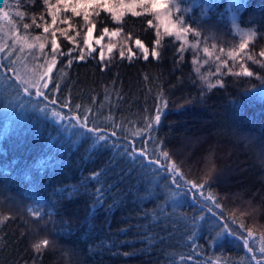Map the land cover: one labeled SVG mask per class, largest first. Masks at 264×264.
<instances>
[{"label": "trees", "instance_id": "16d2710c", "mask_svg": "<svg viewBox=\"0 0 264 264\" xmlns=\"http://www.w3.org/2000/svg\"><path fill=\"white\" fill-rule=\"evenodd\" d=\"M220 10L187 21L226 42ZM150 20L99 10L95 34L118 29L148 55L56 54L39 96L1 51L0 264H264L233 206L241 194L264 224V65L202 91L171 34L152 55ZM237 21L264 42V0H243ZM252 238L264 244L263 232Z\"/></svg>", "mask_w": 264, "mask_h": 264}, {"label": "rangeland", "instance_id": "374dc122", "mask_svg": "<svg viewBox=\"0 0 264 264\" xmlns=\"http://www.w3.org/2000/svg\"><path fill=\"white\" fill-rule=\"evenodd\" d=\"M33 1L6 0L5 8L0 10V53L3 60L12 54L9 68L27 94H41L50 78L49 61L56 54L69 59H84L93 54L101 61L112 53L127 59L148 55L140 42L122 36L118 29H103L95 34L91 19L99 10H105L117 22L127 13L151 16L150 25L156 35L152 55L157 53V41L165 33L171 34L180 51L188 53L195 82L202 91L218 85L227 74L250 73L248 63L264 65V42L257 45L255 26H241L237 21L243 0H224L219 6L222 0H40L43 10L38 13L31 9ZM217 8L221 9L220 19L230 31L226 42L195 30L187 21L192 12L205 15L208 9ZM73 15L80 17L81 25H76ZM60 38L68 43L65 51H61ZM163 158L174 173H179L172 159L165 155ZM204 160L209 173L212 162L208 157ZM233 197L236 215L242 221L246 218L251 228L244 241L250 238L259 248L264 246L261 238H252L256 231L264 233L259 211L250 200L244 201L241 194L234 193Z\"/></svg>", "mask_w": 264, "mask_h": 264}]
</instances>
